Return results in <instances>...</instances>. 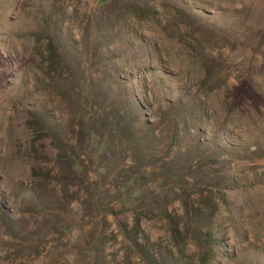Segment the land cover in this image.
Returning a JSON list of instances; mask_svg holds the SVG:
<instances>
[{"label":"rangeland","instance_id":"rangeland-1","mask_svg":"<svg viewBox=\"0 0 264 264\" xmlns=\"http://www.w3.org/2000/svg\"><path fill=\"white\" fill-rule=\"evenodd\" d=\"M124 227L264 264V0H0V264H149Z\"/></svg>","mask_w":264,"mask_h":264},{"label":"trees","instance_id":"trees-1","mask_svg":"<svg viewBox=\"0 0 264 264\" xmlns=\"http://www.w3.org/2000/svg\"><path fill=\"white\" fill-rule=\"evenodd\" d=\"M136 182V175L132 174L131 176L128 177L127 183H130L131 185H134ZM155 190L162 193L168 192V186L164 182H158L157 184L154 185ZM126 200L127 203L131 207H136L141 201H144L146 198V193L142 191V188L133 190L132 192L126 193ZM148 198V197H147ZM157 209L158 212L163 214L164 216H168V209L161 203L157 204ZM196 217V218H195ZM194 218H190L188 222L190 223L191 226H199L202 218L200 216H195ZM169 221H172L171 219ZM136 224L138 225V221L136 219ZM121 227H123L121 223ZM122 238L128 239L129 242L132 244V246L137 250L140 256H142L149 264H158L159 260L157 257H155L153 254L151 255L149 252V248L146 247V244L143 242L138 241V239L135 237V234L133 232H129L127 228H122ZM97 239V238H96ZM95 239V240H96ZM94 242H91L87 249L84 250V252H89L92 251L91 255V260L94 258V254H103V251L99 250L98 245ZM147 241V239H146ZM90 248V249H89ZM97 259V258H96ZM94 259L92 260L91 264H99V261H95Z\"/></svg>","mask_w":264,"mask_h":264}]
</instances>
